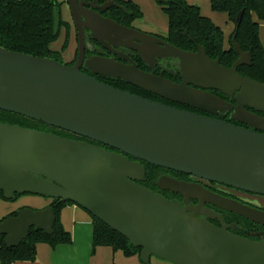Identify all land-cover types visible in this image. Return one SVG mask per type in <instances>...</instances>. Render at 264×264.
I'll list each match as a JSON object with an SVG mask.
<instances>
[{
  "label": "water",
  "instance_id": "obj_1",
  "mask_svg": "<svg viewBox=\"0 0 264 264\" xmlns=\"http://www.w3.org/2000/svg\"><path fill=\"white\" fill-rule=\"evenodd\" d=\"M78 37L73 66L0 48V110L42 122L105 147L68 140L51 133L0 123V191L70 201L141 247L142 260L152 256L174 264H264V241L217 228L205 214L218 218L206 204L235 213L264 227V211L213 193L200 184L161 177L158 187L200 202L196 212L182 209L140 186L142 162L264 197V84L239 74L252 64L250 53L236 43L240 58L231 68L212 60L199 46L183 51L162 38L103 17L114 5L107 0H67ZM237 18V26L243 17ZM91 39L122 61L87 58ZM236 36L233 40L235 42ZM124 49L136 52L150 70L161 59H175L181 83L139 69ZM126 83L161 98L232 121L154 102L102 83L82 69ZM216 90L227 101L211 93ZM236 101V104L233 103ZM56 212L23 208L0 221L9 248L19 246L31 229L53 233ZM228 227V225H226ZM235 227V226H234Z\"/></svg>",
  "mask_w": 264,
  "mask_h": 264
},
{
  "label": "trees",
  "instance_id": "obj_2",
  "mask_svg": "<svg viewBox=\"0 0 264 264\" xmlns=\"http://www.w3.org/2000/svg\"><path fill=\"white\" fill-rule=\"evenodd\" d=\"M83 1H96L99 5H103L107 0ZM112 1H114V5L111 8L106 12H100L103 17L110 18L128 28H132L137 21L144 18L141 7L134 1ZM156 2L163 9L169 21L168 33L160 38L188 52H197L198 47L201 46L206 50L210 59H220L221 65L226 68H231L240 58L235 48V44L237 43L243 52L250 53L252 57V64L250 66L244 65L239 67V74L245 78H251L264 84V46L260 38L259 24V21L264 20V0H210L213 11L227 14L229 22L234 25V31L229 38V47H225L224 45L225 36L222 28L216 25L210 18L203 16L200 6L189 4L186 0H156ZM62 5L63 4H59L57 0H0V48L73 66L77 60L78 47L75 53V59L71 63H67L63 59V53L70 44L71 36L68 30L70 26L62 19ZM241 12H244L242 21L240 25L237 26V18ZM254 15L257 16L258 20H254ZM63 30H65V32H63ZM75 32L76 41L78 43L76 28ZM87 34V58L94 55H104L105 52H108L103 46L91 39L90 32H87ZM63 35H65L64 39ZM234 36H236L235 42L233 40ZM60 39L64 41L61 49L56 46ZM131 53L132 59L137 63L139 69L152 72L155 75H160L161 72H163L165 78L172 82L181 83L182 75L180 69L176 66L177 60L161 59L157 68L152 71L144 63L138 53ZM83 72L89 73L90 76L97 77L102 83L118 90L130 92L133 95L178 108L179 110L195 112L196 114L211 118H219L218 116H209V114L190 106L165 100L158 95L128 84L124 80L110 77L104 78L87 71L85 68ZM210 92L230 101L228 96L219 91L211 90ZM233 103L236 104V101H233ZM258 114L264 116V113ZM225 121L237 126H243L241 123L232 121L229 115ZM0 123L48 132L64 139L72 140L79 138L86 140L90 144L105 147L109 151H115L87 138L2 110H0ZM142 164L146 170V174L144 178L137 183L155 193L156 190L159 189L158 180L160 177L171 171L152 166L145 162H142ZM175 173L176 172H174V174ZM168 194L172 195L171 193ZM23 195L28 194H19L16 195L15 199L9 200L5 197L4 192L0 191V199L3 201H16ZM51 200L52 203L50 206L53 207L56 212V222L53 226V233L47 234L44 231H38L33 228L28 237L23 240L19 246L14 248H9L7 246L6 235L0 233V264L36 262L37 245L39 244H47L52 248H56L59 245L72 244V235L64 228L61 222V212L66 206L76 204L70 201H61L59 199ZM220 212L224 215L227 223H233L238 226L239 231H233L235 234L252 240H264L263 226L255 224L235 213L224 210H220ZM90 215L94 226V249L98 247H110L115 252H123L126 257L139 256L142 260L141 247L133 246L126 237L114 231L92 214ZM12 216H17V212L8 215L0 221ZM142 261L144 264H151L144 262V260Z\"/></svg>",
  "mask_w": 264,
  "mask_h": 264
},
{
  "label": "crops",
  "instance_id": "obj_3",
  "mask_svg": "<svg viewBox=\"0 0 264 264\" xmlns=\"http://www.w3.org/2000/svg\"><path fill=\"white\" fill-rule=\"evenodd\" d=\"M132 1L134 2L136 1L135 3L137 4L139 3L141 5L140 0H132ZM151 7H154L153 9L155 11L160 10L161 13L166 16L163 9L159 5L151 4ZM203 14L206 15V17L209 16V18H211L216 25H218L223 29L225 36L224 45L225 47H229V38L234 31V25L229 22L228 15L223 13L224 18H219V16L213 15L211 13L205 12ZM253 17L254 20H258L256 15H254ZM142 21L144 20H139L135 23V29L147 34H153V35L156 34V33L145 32L141 28H139V26H141L142 24L139 22ZM152 21L155 24L153 25V27L157 29H160L162 27L164 28V33L162 34V36L163 35L165 36L168 33V28H169L168 17L166 18V25L164 24L162 18H158L157 21L152 19ZM144 23L146 22L144 21ZM259 24H260V38L264 46V20L259 21ZM164 26L167 27L165 28ZM47 201L48 203L46 205H43L41 210H44L51 205L52 200L47 199ZM27 207L28 206L26 205L18 207L11 213L5 215V217ZM61 222L64 228L72 235V239H73L72 244L59 245L56 248H52L47 244H39L37 245L36 262H18L15 264H125L123 263V260L121 258L122 255L119 253L121 251L115 252L110 247H98L97 249H94L93 220L90 213L84 210L83 208H81L80 206L78 205L66 206L61 212ZM127 258H132V257H127Z\"/></svg>",
  "mask_w": 264,
  "mask_h": 264
},
{
  "label": "rangeland",
  "instance_id": "obj_4",
  "mask_svg": "<svg viewBox=\"0 0 264 264\" xmlns=\"http://www.w3.org/2000/svg\"><path fill=\"white\" fill-rule=\"evenodd\" d=\"M140 1H141V5L139 3L138 4L140 5L141 9L143 10V12L145 14L144 18L142 20H144L146 23H144V21L139 22V23H142L141 26H139V28H141L143 31L148 32V33H156L158 35H162L164 33V28L162 27L160 29H157V28L153 27V25H155V24L152 21V19L157 21L158 18H162L164 24L166 25V18H167L166 16L167 15L165 16L164 14L161 13L160 10L155 11L153 9L154 7H151V4H157L156 0H140ZM186 1L189 4L199 5L201 8V13L203 16H206L203 13L207 12V13H211L213 15H217V16H219V18H224L223 13H218V12L213 11V9L211 8L210 0H186ZM57 2L59 4H63L61 7L62 19L65 23H67L70 26V28L68 30L70 32V36H71L70 39L71 40H70V44H69L67 50L63 53V59L65 62L71 63L75 59V53H76V50L78 47V43L76 41V32H75L74 20H73V16L71 13L70 6L66 2V0H57ZM147 11H148V13H147ZM208 18H209V16H208ZM164 27L166 28L167 26H164ZM63 32H65V30H63ZM64 36L65 35H63V39H64ZM63 42L64 41L62 39H60L56 46H58L61 49ZM68 140H70V139H68ZM163 177H165V176H163ZM187 183H189V182H187ZM191 184H196V183H191ZM203 187L206 188L205 186H203ZM206 189L215 193L213 191V190H215V188H212V189L206 188ZM238 195L240 197L245 198V199L252 200L255 203H259L260 205H262L264 207V197H259V196L251 195V194H242V195L238 194ZM47 199H49V198L39 196V195H31V194L23 195V196L19 197L16 201H11V202L10 201H3L0 199V220L4 219L5 215H7L8 213H11L16 208L21 207L23 205H26V206H28L27 208H30L33 210H41L43 205H46L48 203ZM230 199H232V198H230ZM191 200H196V199H191ZM185 203L187 204V203H189V201H187V202L185 201ZM199 204H200V202H199ZM199 204L196 207H188V206L183 207L182 204H180V205H181L183 210L186 208H190L188 213L193 215L196 212L195 209L199 206ZM210 205H212V204H210ZM213 206H215V205H213ZM216 208H218V207H216ZM218 209H220V208H218ZM197 217L199 219H202V220L206 219L209 223H211L212 225H214L217 228H224L225 227V229L230 232V229H228L229 226L228 227L226 226L227 225L226 221H225L226 225H224L220 219H218V218L212 219L210 217H207L205 214H198ZM214 221H218L217 224L219 225V223H220L221 227H218V225H216L214 223ZM119 253L122 255L121 258L123 260V263H125V264H144L143 261L141 260V258L138 256L132 257V258H127L124 256V254L122 252H119ZM150 263L151 264H174L171 261L161 259L157 256H152Z\"/></svg>",
  "mask_w": 264,
  "mask_h": 264
},
{
  "label": "flooded vegetation",
  "instance_id": "obj_5",
  "mask_svg": "<svg viewBox=\"0 0 264 264\" xmlns=\"http://www.w3.org/2000/svg\"><path fill=\"white\" fill-rule=\"evenodd\" d=\"M132 28H135V24H134V26L132 27ZM154 35H156V36H158V37H161L162 35H158V34H154ZM87 38H88V34H87ZM119 50H121V51H123V52H125V53H127L128 55H130L131 56V58H132V53H131V51H128V50H124V49H119ZM107 53H109V54H107ZM105 52L104 53V55L102 54V55H94V56H103V57H106V58H114V59H116L117 61H122L121 59H119V57H117L116 55H114L113 53H111V52ZM90 57H92V56H90ZM89 57V58H90ZM159 64V63H158ZM176 66L178 67V62H177V64H176ZM157 68V67H156ZM155 68V69H156ZM179 68V67H178ZM84 69V68H83ZM83 69H82V71H83ZM88 71V70H87ZM84 73H87V72H84ZM89 76H90V74L89 73H87ZM161 74H163V72H161ZM164 75V74H163ZM99 76V75H98ZM92 77H94V76H92ZM97 78V77H96ZM98 79V78H97ZM174 108V107H173ZM178 109V108H177ZM193 113V112H192ZM195 113V112H194ZM206 114H208V113H206ZM211 114H209V116H210ZM228 115L229 116H231V114H228V113H224V114H220V115H218V117L219 118H217V119H220V120H223V121H225V119L228 117ZM212 116H215V115H212ZM208 117V116H207ZM231 119V118H230ZM225 122H227V121H225ZM236 122V121H235ZM243 125V124H242ZM242 127H245V128H248L249 129V127L248 126H246V125H243ZM48 133V132H47ZM72 140H74V141H80V142H87L86 140H82V139H79V138H77V139H72ZM87 143H89V142H87ZM93 145H95V144H93ZM95 146H98V145H95ZM163 176H167V177H172V178H175V179H177V180H179V181H183V182H189V183H196V184H200V185H203V186H205L206 188H215V190H213L215 193H217V194H219V195H222V196H224V197H229V198H232V199H234V200H236V201H239V202H241V203H243V204H245V205H248V206H250V207H253V208H256V209H260V210H263L264 211V207L262 206V205H260L259 203H255V202H253L252 200H248V199H245V198H243V197H240L238 194H240V195H242V194H248V193H246V192H244V191H240V190H237V189H234V188H229V187H226V186H224V185H219V184H213V183H210V182H208V181H205V180H201V179H198V178H196V177H193V176H190V175H184V174H180V173H175L174 174V172L172 173V171L171 172H169V173H166V174H163L161 177H163ZM160 177V178H161ZM159 181V180H158ZM156 194H160L161 196H163L164 198H166V199H168V200H170V201H172V202H174V203H179V204H182V206L183 207H186V206H188V207H196L198 204H199V202L197 201V200H191V201H189V203H185V198H184V196L183 195H181V194H179V193H174V192H168V191H166V190H162V189H157L156 190V192H155ZM168 193H171L172 195H170V194H168ZM238 193V194H237ZM256 196H259V195H256ZM259 197H262V196H259ZM206 207L207 208H209V209H211L212 211H214L215 213H217V214H219V215H222V217H223V219H224V221H225V218H224V215L220 212V210L221 209H218V208H216L215 206H213V205H210V204H206ZM190 209V208H189ZM214 223L216 224V225H218L217 223H218V221H214ZM227 223V222H226ZM227 225L229 226L228 227V229H230V232L231 233H233V234H235L233 231H239V229H238V226L236 225V224H233V223H227ZM235 226V227H234ZM218 227H221V225H220V223H219V225H218ZM247 234H249V233H247ZM256 234V233H255ZM235 235H237V234H235ZM256 235H258V234H256ZM261 235V234H260ZM239 236V235H238ZM250 236H253V235H250ZM262 236V235H261ZM241 237H243V236H241ZM263 237V236H262ZM244 238H246V237H244ZM260 238V237H259ZM247 239H250V238H247ZM250 240H252V239H250ZM254 241H257V242H260V241H263V239H259V240H254Z\"/></svg>",
  "mask_w": 264,
  "mask_h": 264
}]
</instances>
